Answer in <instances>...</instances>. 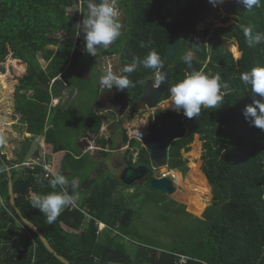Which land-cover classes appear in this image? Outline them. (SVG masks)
<instances>
[{
	"label": "trees",
	"instance_id": "16d2710c",
	"mask_svg": "<svg viewBox=\"0 0 264 264\" xmlns=\"http://www.w3.org/2000/svg\"><path fill=\"white\" fill-rule=\"evenodd\" d=\"M79 3L80 0H0V61L8 54L7 45L11 44L16 55L23 54L27 66L14 99L15 114L24 121L26 134L44 137L47 151L60 157L55 160L56 170L67 177L69 184L65 187L70 193L71 182L78 180L75 199L93 218L87 222L84 214L65 208L49 225L45 215L31 206L33 194L46 195L53 191L42 169H16L0 150V264H62L23 223L11 204L5 165L12 169L16 207L37 226L57 254L71 264H140L134 262L123 245L127 234L134 235L128 230L134 201L130 205L124 197L117 196L121 183L111 177L103 174H99V180L85 177L88 166L91 165L94 173L98 165L78 147L77 153L69 151L63 142L66 131L81 126L98 136L104 117L95 112L84 116L72 101L63 106L62 99L68 87L74 90L82 80L81 73L86 69L91 72L92 64L103 58L119 56L123 68L155 50L164 66L165 54L180 33L183 45L173 63L171 83L162 101L170 99V88L191 71L182 60L188 51L194 54V69L220 73L232 92L217 108L202 109L200 116L192 119L182 111L181 114L171 110L156 113L150 130L153 132L162 124L169 126L166 144L170 146L171 170L184 175L189 172L182 150L189 153L195 136H199L201 171L212 189V202L203 220L193 218L185 213V208H177L171 202L175 205L174 214L180 216L174 219L177 218L175 225L182 227L183 238L169 250L160 253L151 250L146 264H175L177 255L200 261L188 264H264V131L251 125L243 115L252 98L250 88L240 79L242 72L264 66V44L248 47L242 31V26L250 25L254 32H264V0L260 8L251 11L236 0L227 2L223 7L225 14L235 17L222 19L223 26L212 33L211 26L203 32L197 31L211 11L208 0H121L123 34L108 49L100 48L95 56L97 60L83 51V37L74 36L73 25L78 19L68 10ZM229 21L234 23L225 26ZM149 41L150 46L141 47L142 42ZM229 41L241 53L239 59L227 49ZM41 59L47 63L46 68L41 65ZM160 70L138 64L135 72L125 74L131 81L128 88L131 102L143 95L146 82ZM55 101L59 103L54 104ZM107 143L108 140L101 141L102 147ZM137 145L136 141L132 142V147ZM196 146L190 153L193 162H198L201 155L198 143ZM150 164L148 152L141 148L139 160L135 165L130 161L129 166L150 167ZM150 180L151 176L144 179L146 189H136L130 197L151 196L158 205H167L166 197L162 196L161 201L152 195ZM188 209L197 215L205 210L196 206ZM183 221L185 224H181ZM102 222L106 228L99 233Z\"/></svg>",
	"mask_w": 264,
	"mask_h": 264
},
{
	"label": "rangeland",
	"instance_id": "374dc122",
	"mask_svg": "<svg viewBox=\"0 0 264 264\" xmlns=\"http://www.w3.org/2000/svg\"><path fill=\"white\" fill-rule=\"evenodd\" d=\"M234 1V0H224V2L220 5H218L219 9L221 10L220 16L222 18L217 17V20L211 22V21H204L202 24L205 28L208 26H211V33L216 28L223 26L221 23V20L224 18H230L235 17L234 15L225 14L223 7L226 5L227 2ZM121 0H117L118 7L120 9V3ZM68 12L73 15V18L78 19V7H73L68 10ZM79 21V20H78ZM121 22H124V15L121 16ZM234 21H229L225 26H229L233 24ZM62 38V36H61ZM234 42L229 41L227 43V49L232 53L233 57L236 58L235 53L232 51V47ZM11 44L7 45L8 48V54L4 56V60L0 61V138L3 139V142L0 143V150L4 155H6L7 160L11 163V165L14 166V168L21 169L20 164L23 161H28L34 158V156H38L41 151L44 152V148L41 147L43 142V139L41 137L34 138L29 134L25 133V127L24 121L20 118L19 115L15 114L14 111V99L17 96L19 87L22 83V78L26 74V61L23 54L19 53V55H16L17 52H14V50L11 49ZM237 47V46H236ZM51 49L57 50L56 47H50ZM75 48H79L78 45L75 46ZM238 49V48H237ZM97 52H100V49H98ZM94 58V60H97V57L91 56ZM241 57V53L239 52V57L236 59H239ZM41 65L43 68H46L47 63L41 59ZM117 65V66H116ZM111 68L114 72L120 73L122 70V67H120V57L116 56V58H113V62H110L107 60V58H103L98 60L97 64H92L91 72L89 73V70L86 69L81 73V77L84 78L82 80H79L76 84V88L73 90L71 87H68L66 89V92L63 97V106H67L70 101L74 104L81 114L84 116L91 115L93 112H96L99 102V99L101 98V101H103V92L101 89H103L102 86L99 85L98 76L102 75L104 71ZM3 70V71H2ZM101 88V89H100ZM31 92L29 93V95ZM57 102L55 101L54 104ZM166 109L172 110L170 107L171 105H164ZM117 112V111H116ZM157 112V111H155ZM180 113V112H179ZM109 115V114H107ZM111 115V114H110ZM138 121H141L142 126L146 127L148 122L147 120H144L143 113L138 112ZM80 128L73 129L70 128L68 131H66V134H64L63 142L66 144L68 149H71L69 151L73 153H77V141L80 139ZM80 136V137H78ZM90 136H85L80 139V143L85 149L86 143L90 139ZM31 140V141H30ZM192 148V147H191ZM45 151L49 155V151H47L46 145H45ZM45 153V154H46ZM46 156L48 157V155ZM86 154V152H85ZM74 155V154H73ZM91 156L88 152V154L85 155ZM95 158V156H92ZM185 158L189 159V164L193 162V157L190 154H186L184 156ZM57 158H60L57 156ZM90 158L91 160L97 162L96 159ZM99 159V158H98ZM101 160V159H100ZM99 160V161H100ZM105 160V159H104ZM103 160V163L106 162ZM195 163L196 167L191 168L192 173L189 178L187 173L184 175L183 178H180V184L183 183V186H187V189L192 192H197L201 189V191L204 190L203 187L207 186L205 185L206 182L201 179H198L200 177V164L198 162ZM106 164V163H105ZM192 164V163H191ZM190 164V165H191ZM90 165V164H89ZM93 174V169L91 168V165L87 167V170L85 172V177H91ZM98 177V176H96ZM181 177V176H180ZM80 178V177H79ZM76 181V186H78V180ZM122 188H124L123 192L118 195H126L130 192V190H125L127 187L123 184H120ZM136 189H146V184L144 182H138L135 184L133 191ZM181 197L184 194V189L181 187ZM82 192V190H80ZM209 194L203 196L204 203L200 204H191L187 200H181L180 198L174 197H166L167 205H158V201H155L154 197H146L145 195H137L135 198L130 197L131 195L128 194L125 197L128 200L127 202H133L132 208L134 211L133 219L129 227V231L134 233V235H126L123 239V245L125 244L126 248L129 249V252L134 259V262H138L140 264H146L149 261V257L151 255V250H157L158 253L160 251H166L169 250L174 245L176 246L177 242L180 243L181 239L183 238V231L182 227H179L175 225L177 218H180V216H176L174 214V204L170 202V200H175L179 206H184L185 211L192 214L193 218H200L204 219V213L206 209L211 205L212 202V189L210 187V192L207 191ZM157 196L161 200L162 196L159 193H153L152 195ZM117 195V196H118ZM33 196V195H32ZM31 196V197H32ZM77 202V199H75ZM162 201V200H161ZM78 203V202H77ZM130 203V205H131ZM79 204V203H78ZM204 205V206H203ZM178 206V207H179ZM188 206H196V209L203 210L205 209L201 214H198L199 216L194 215L191 213V211L188 209ZM183 207V208H184ZM194 212V211H193ZM177 217L176 219H174ZM170 222L168 223V221ZM187 223V222H186ZM181 224H185V222H181ZM179 240V241H178Z\"/></svg>",
	"mask_w": 264,
	"mask_h": 264
},
{
	"label": "clouds",
	"instance_id": "9594fccd",
	"mask_svg": "<svg viewBox=\"0 0 264 264\" xmlns=\"http://www.w3.org/2000/svg\"><path fill=\"white\" fill-rule=\"evenodd\" d=\"M223 2L224 0H208V3L213 7H217ZM236 2L243 4L247 11L262 6V0H236ZM79 12L82 15V19H78L79 21L73 25L75 29L74 36L83 37L85 42L83 51L88 55L95 57L98 49H108L122 36L121 13L123 14V12L121 8L119 9L117 0H82ZM242 31L248 47L264 44V32H254L253 27L250 25L242 26ZM150 44V41L148 44L142 42L141 47H148ZM182 60L191 71L186 73L182 80L170 88V107L178 113L182 111L185 117L192 119L200 116L202 109L217 108L224 102V97L232 92V88L229 83L222 79L220 73L194 69V54L192 51L186 52ZM138 64L154 70H160L163 67L160 55L155 50H152L142 60L137 58L132 64L125 65L120 73L114 72L111 68L104 71L99 78V85L103 87L102 90H107V93H110V90L114 87L117 91L128 89L131 81L128 75L125 74L135 72ZM157 76L158 73L155 78ZM240 79L247 88H250V96L252 98V103L245 107L243 115L251 125L264 131V66L253 67L248 71L242 72ZM164 81L165 75L160 74L155 81L154 87L159 88ZM146 139L148 141V138ZM2 142L3 139L0 138V143ZM150 163L155 166L153 162L150 161ZM150 168L152 171L151 180L155 174L161 179V170L156 167L158 170L154 172L153 167ZM49 177L48 183L53 191L46 195L33 194L31 206L45 215L46 222L51 225L58 219L62 211L74 202L76 198V181L73 180L71 182L73 192L70 193L65 187L69 184V181L64 174L60 171L50 170ZM37 181L39 182V177H37ZM57 189L59 190L57 191Z\"/></svg>",
	"mask_w": 264,
	"mask_h": 264
},
{
	"label": "water",
	"instance_id": "95a60500",
	"mask_svg": "<svg viewBox=\"0 0 264 264\" xmlns=\"http://www.w3.org/2000/svg\"><path fill=\"white\" fill-rule=\"evenodd\" d=\"M220 9L217 7L211 8V11L208 14L207 21H215L219 15ZM206 28L200 23L197 26L198 32L205 31ZM183 34L180 33L177 35L176 40L173 45L167 50L165 54V64L162 69L158 72V76L160 74L165 75V81L161 83L159 88L154 87L155 81L157 78L149 79L146 82L144 87L143 95L131 102L128 89H124L123 91H117L115 87L110 90L111 102L115 105L117 104L120 108L118 111V116H124L126 114H135L137 112H142L144 117L148 119L149 127L154 124L153 114L159 108L162 98L166 93L168 86L171 83V77L174 71L173 63L176 60V57L183 45L182 41ZM58 104V101H56ZM107 113H116L115 111L109 109ZM108 122V120H107ZM148 141L146 142L145 148L149 152L150 161L155 164L159 170H163L167 168L168 160H169V149L166 144V141L170 135V128L166 124L159 125L153 132L148 131ZM6 171L9 177V195L10 201L13 205L14 209L22 219L23 223L34 232L42 241L45 248L55 256L62 264H71L64 257L57 254L54 249L51 247L48 240L44 237L41 231L37 228L36 225L31 223L28 219H26L18 210L15 205V195L13 188V180L11 174V167L9 165H5ZM151 168L148 166H138V167H126L124 172L122 173L120 180L127 186H132L135 183L141 182L144 179L148 178L151 175ZM157 174H155L156 176ZM149 181L150 190L154 193H159L165 197H172L177 189L174 185L173 181L170 179H160L157 176Z\"/></svg>",
	"mask_w": 264,
	"mask_h": 264
},
{
	"label": "crops",
	"instance_id": "0c3cea01",
	"mask_svg": "<svg viewBox=\"0 0 264 264\" xmlns=\"http://www.w3.org/2000/svg\"><path fill=\"white\" fill-rule=\"evenodd\" d=\"M107 60H109L110 62H113V58H107ZM99 78H100V75L98 76V80H99ZM82 79H84V78H82ZM109 94L112 95L109 92L107 93V90L103 92V101H101V98L99 99L98 104L99 103L100 104L98 105V107L96 109L97 111L95 112L98 116H103L104 117V122L102 124L100 134L98 136L94 135V134H92V132L88 131L85 128V126H81L80 127V132H79V135L81 134L80 135L81 136L80 139L82 137L85 138V136L86 137L90 136L91 138L87 141L85 149H82L84 147L80 143V139H78L77 147L81 150L82 154H84V155L88 154V152H89V154L91 155V156H88L89 160H90V158H94L92 156H95L94 159L97 160V162H96V165H98L97 166V170H96L97 172H94L92 174V176L94 178H91V179H98L99 180V179H101L99 174H103L104 177H106V178L111 177L113 180L125 185L120 180V177H121L122 173L124 172L126 167H133V166H129L130 161H132L134 165L137 163V161L139 160V157H140L141 148H144L146 150L145 145H146V142H147V139L144 142H139L137 140H131L128 137V134H127L128 129L134 128V127H138L139 129L144 130L146 132V134L148 135V131L150 130V127H149V124H147L146 127L142 126L141 121H138V118H139L138 115H137L138 112L135 113V114H132V113L129 114L128 113V114L124 115L123 117L122 116H118L117 114H118V111H119L120 107L117 104L115 105L113 102H111V100L109 101V97H110ZM105 99H108V101H106ZM168 101H170V99L166 100V101H162L160 106H159V108L156 111L158 112L159 110H169V109H166L165 106H164V105H168V106L170 105V103L167 104ZM109 109L113 110V112L114 111L115 112L117 111V112L116 113H110L111 115H107L108 114L107 111ZM171 111H174V110H171ZM157 112H154V114H153L154 121H155V115H156ZM140 113H142V112H140ZM179 114H181V112ZM107 120H108V122H107ZM144 120H147V122H148V119L145 118V117H144ZM186 134H188V131H187ZM41 138L43 139V142L45 143V138L44 137H41ZM105 140H108L107 146L106 147H102L101 141H105ZM133 141H136L139 144V146L137 145L138 147L136 146V148L132 147V142ZM197 143H198V146H200V149H201V155H200V157L198 159V163L200 164V169L199 170H200L201 176L198 177V179H201V180L204 179V181H206L207 184L209 185L207 179L205 178V175L201 171V165H202V161H201L202 143H201L200 138H199L198 135L195 136L194 142L190 146L192 148H191V151L189 153H186L185 150H182L183 158L188 161V168H189V172H190V173L188 172L189 175H188L187 178L190 177V175L192 173V169L190 168L189 159L185 158L184 156L186 154H190L193 151L194 146L197 145ZM91 146L93 147V149L91 151H89V148ZM168 149H170V146H168ZM85 152H86V154H85ZM103 152H105V153H103ZM148 155H149V152H148ZM56 157H57L56 154H50L49 153L48 158H49V160L52 161V163H54V165H55ZM149 158H150V155H149ZM103 160L106 161V162L103 163ZM136 167H138V166H136ZM150 167H153V166L150 164ZM164 171H171L173 173H176L177 176L178 175L181 176V178L184 177L183 173H181L179 170H171L169 165H168L167 168L161 170L160 172L163 173ZM96 176H98V177H96ZM135 184H137V183H135ZM135 184L132 185V186L125 185L127 187L125 190L126 191L130 190V192L128 194L131 195V194L135 193V190L133 191V188H134ZM179 185L184 189V193H185L186 192L185 186H183L181 184H179ZM209 187H210V185H209ZM118 190L119 191H118L117 194H119V193L121 194L123 192L124 188L119 186ZM176 193H181V192H180V190H177ZM128 194H126V195H128ZM118 196H122V197L125 198L126 202L128 201L126 199L127 197H125L124 195H118ZM163 197H165V196H163ZM174 197H175V195H174ZM77 202L79 204H81L79 200H77ZM165 202L168 203L169 201L165 200ZM170 202H175L177 204V208L184 207V206H179V204L175 200H172V201L170 200ZM185 213L190 214L187 211H185ZM102 224H105V223L102 222Z\"/></svg>",
	"mask_w": 264,
	"mask_h": 264
},
{
	"label": "built area",
	"instance_id": "2783aa9c",
	"mask_svg": "<svg viewBox=\"0 0 264 264\" xmlns=\"http://www.w3.org/2000/svg\"><path fill=\"white\" fill-rule=\"evenodd\" d=\"M81 6H82V0H80V3L78 5V14H79L78 19L79 20L81 19V14L79 12V9L81 8ZM121 15H122V13H121ZM127 134L131 140H137L139 142H144L147 138L146 132L144 130L139 129L138 127L128 129ZM41 147L44 148V152L46 153L45 143H42ZM92 149H93V147L91 146L89 148V151H91ZM45 153H43L41 151L40 153H38L39 154L38 156H34L33 159L28 160V161H24L22 164H20V167L28 169V170H32V171H34L37 168H41L43 171L44 178L49 179L50 178L49 177L50 170H56V166L46 156L47 153L46 154ZM152 169L154 172H157V170H158L155 166H153ZM161 178L171 179L174 182L176 188L178 190H181V186L178 184V176L176 173H173L171 171H164L163 173H161ZM66 208L70 212H80V213L84 214L87 218V222H90L93 219L92 216H90L88 214V209L86 207L80 206L75 200L73 203L69 204ZM105 228H106V226L104 224H101L99 226V233L103 232ZM177 256H178V260L175 262V264H188L190 261H196L195 259H193L189 256H185V255H177Z\"/></svg>",
	"mask_w": 264,
	"mask_h": 264
},
{
	"label": "bare ground",
	"instance_id": "6f19581e",
	"mask_svg": "<svg viewBox=\"0 0 264 264\" xmlns=\"http://www.w3.org/2000/svg\"><path fill=\"white\" fill-rule=\"evenodd\" d=\"M220 14H221V9H220V12H219V15H218V17L220 16ZM232 51L235 53V56H236V58H238L239 57V51H238V49H237V47L234 45L233 47H232ZM170 103V101H168V103L167 104H169ZM196 167V165H195V163H192L191 165H190V168H195ZM200 175H201V173H200ZM180 176L178 175V183L180 184ZM203 183H205V185H207V186H205V187H203L204 188V190L203 191H201V189L199 190V191H197V192H192V191H189V189H187V186H185V190H186V192L183 194V196L181 197V195H180V193H175L174 195H175V197H177V198H180L181 200H187L188 202H190L191 204H200V203H202V202H204L203 201V196H205V195H208L209 193L207 192V191H209L210 192V187H209V185L207 184V182H203ZM181 185H183V183L181 184ZM179 192V191H178ZM192 213V212H191ZM194 215H196V216H199V215H197V214H195V213H193Z\"/></svg>",
	"mask_w": 264,
	"mask_h": 264
},
{
	"label": "flooded vegetation",
	"instance_id": "af4514ba",
	"mask_svg": "<svg viewBox=\"0 0 264 264\" xmlns=\"http://www.w3.org/2000/svg\"><path fill=\"white\" fill-rule=\"evenodd\" d=\"M109 95H110V94H109ZM110 98H111V95H110V97H109V101L111 100ZM105 100L108 101V99H105ZM203 198H204V197H203ZM203 201H204V199H203ZM203 203H204V202H203Z\"/></svg>",
	"mask_w": 264,
	"mask_h": 264
}]
</instances>
